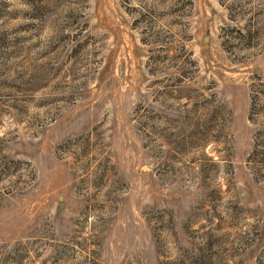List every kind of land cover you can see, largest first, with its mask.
Masks as SVG:
<instances>
[{"label":"rangeland","instance_id":"obj_1","mask_svg":"<svg viewBox=\"0 0 264 264\" xmlns=\"http://www.w3.org/2000/svg\"><path fill=\"white\" fill-rule=\"evenodd\" d=\"M0 264H264V0H0Z\"/></svg>","mask_w":264,"mask_h":264}]
</instances>
